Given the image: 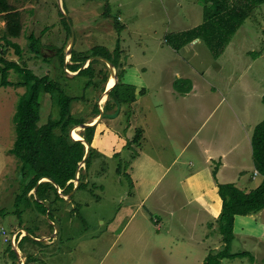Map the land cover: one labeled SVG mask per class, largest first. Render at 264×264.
<instances>
[{"label":"rangeland","instance_id":"rangeland-1","mask_svg":"<svg viewBox=\"0 0 264 264\" xmlns=\"http://www.w3.org/2000/svg\"><path fill=\"white\" fill-rule=\"evenodd\" d=\"M10 1L21 12L23 25L22 35L13 41L25 48L26 35L29 32L41 35L42 54L50 56V61L46 62L42 58L35 59L27 51L24 52L22 59H19L12 47L4 45L0 46V55L19 63L25 61L26 65L37 75H50L68 95L81 97L72 102L71 112L77 118L84 116L87 123L96 120V117H88L94 104H97L98 108L100 104L103 110L108 98L107 95L104 96V91L107 88L108 79L113 77L112 69L103 60L94 58L93 60L98 59V61L93 62L92 65L95 82L93 86H86V82L90 79L88 76H73L64 65L70 62V54L67 50L72 34L73 48L77 52L88 53L97 45L105 46L112 52L117 46L119 35L114 23L116 19L122 25L120 16L122 10L125 19L132 18L130 23L143 29L141 30L143 32H146L148 28L149 32L155 30L156 34H160L168 18L166 13H170V16H177L183 26L191 25L188 17L181 12L187 5L186 0H119L124 4L121 8L107 0L104 2L102 0ZM125 5L130 8L128 12H126L127 8H124ZM105 12L108 13V17L103 15ZM60 13L67 22L70 37H68ZM3 27L4 24L0 21V35ZM63 45H66L64 64L60 65L56 52L57 48ZM162 45L166 46L165 43ZM129 47L134 48L136 53L139 52V46L135 42L131 41ZM151 47L154 48L156 45H151ZM164 48L165 50H160L159 53L152 51L153 67L141 74L143 84L137 83L140 85L136 87L137 103L122 104L119 107L113 103L109 104L108 113L117 108L118 113L114 116L103 117L102 127L93 136L88 167L86 168L85 163L81 161L78 163L80 165V167L77 166L76 171L78 181L77 179L71 180L72 189L69 192L66 191L67 193L61 192L65 199L55 202L56 207L64 206L63 215L59 218L43 212L42 206L38 203L36 205L31 203L30 207L25 205L24 200L14 204L15 197L20 191L21 163L9 152V149L15 140L13 115L18 97L24 92V87L15 85L17 75L10 72L9 79L14 85L0 86V209L3 208L6 211L5 214L0 215V264H199L204 260L203 256L196 258V251L201 250L199 247L178 246L177 248V246H168L166 241L160 244L163 250L156 255L157 252H154V249L156 243H160V239H157L150 230H154L152 219L157 215V211L151 213L152 218L149 214V218H146L148 222L146 228L143 227L144 230L140 236L134 237L135 227L140 226L138 220L142 211L138 212L128 223L138 202L133 194L131 179L125 172L136 148L135 145L129 148L127 143L134 137L137 129L145 126L143 121L147 111L143 107L144 104L154 102V105H157L154 106L157 112L165 108V104L160 101L167 93V83L178 79L177 72L181 75L179 78L182 79H186L185 76L190 73L191 81L195 85V93L198 95L213 96L217 102L225 93L235 96L238 101H234V106L239 107L242 112L246 107L242 104L244 103L243 96H247L252 109L259 110L260 118L254 120L255 124L263 119L264 105L261 102V96L264 94V3L244 20L222 53L216 58L202 41L197 45L180 47L177 53ZM165 63H168V68L165 67ZM84 65H87V61ZM119 65L118 71L122 75L124 65L123 63ZM132 79L135 81V78ZM122 80L132 83V80L127 77ZM141 86L145 87V93L141 92ZM220 90L222 92H219ZM190 104L192 105L191 102ZM194 106L196 107L194 111L179 110L180 117L172 120L174 126L172 134L179 135L172 136L171 134L173 140L185 143L201 127L205 116L203 111L198 109V104ZM180 107H184L183 104H180ZM40 113V123L48 119L49 113L52 116L56 115V107L55 109L52 107L48 94L42 95ZM187 113L191 118L190 122L183 116ZM74 131L71 134L72 138L82 139L80 133L83 129L76 128ZM236 133L245 135L242 130ZM201 136H197L193 143L190 142L192 147ZM167 140L169 141L168 137ZM238 142L244 146L247 143L246 137L241 140L238 136ZM193 161L196 167L197 161L190 160L191 163ZM216 165L217 162L214 163L212 169ZM246 174L248 172H244L245 176ZM258 180L259 178H256L253 183L250 182V185H255ZM81 181L88 182V186L84 189H77L76 186ZM154 183L155 179L148 183L145 189H150ZM30 194L34 195L35 191L32 190L28 196ZM68 194L70 196L67 198ZM146 206H150L149 202ZM146 206L142 207V210H146ZM161 217L164 219V216ZM263 218L250 220V223L246 222L244 216L236 220L234 232L237 235H234L231 252L245 250L251 255L241 258H223L220 264H264V238L257 243L252 239L240 238L241 234H244L243 229H252L261 234L264 225ZM20 222L22 229L25 230L27 227L34 235H41L42 233L36 230L44 228L51 234L55 233V242L45 245L41 242L39 245H33L27 239L23 242L22 252L18 243L24 235L21 232L16 237L15 232ZM217 232L220 235L218 226ZM262 236H264V231ZM219 244L210 249H220L221 240ZM176 249H184L186 256L182 254L177 256ZM205 249L202 248V254L207 255L210 249ZM15 250L19 256L18 263ZM26 254L32 255L33 260L26 258ZM174 256L177 258L175 259Z\"/></svg>","mask_w":264,"mask_h":264},{"label":"crops","instance_id":"crops-1","mask_svg":"<svg viewBox=\"0 0 264 264\" xmlns=\"http://www.w3.org/2000/svg\"><path fill=\"white\" fill-rule=\"evenodd\" d=\"M107 1H112L120 8L124 5L119 0L116 2L114 0ZM186 4L185 9L181 12L188 17L191 25L183 26L182 21L177 16H170V13H166L168 18L160 34H156L155 30L149 32L148 28L145 30L146 32L141 31L143 29L130 23L132 18L125 19L123 10L120 11L122 29L118 32L119 35L117 34L118 41L116 44L122 50L119 57V64L123 63L124 65L121 81L135 87V101L131 104H136L138 101L136 87L140 86L137 85L139 82L143 84L141 74L153 67L152 51L159 53L160 50L164 51V47H166L173 53H177L180 47L197 45L202 41L200 38L187 39L186 36H183V32L195 28L203 21L201 2L199 0H186ZM124 8H127L126 12L130 10L126 5ZM185 39L188 41H184ZM131 41L138 44V53L134 48L129 47ZM163 43L166 46H163ZM151 45H156V47L152 48ZM167 64H164L166 68H168ZM177 76L180 77L181 75L177 72ZM186 76L185 78L190 80L191 83L189 92L182 94L176 91L173 87L176 81L174 80L167 83V93L160 101L165 104V108L157 112L155 110L157 105H154V102L143 105L147 111L143 121L145 126L139 128L142 130L141 139L139 145H135V155H132L129 167L125 170L131 179L133 194L138 202L128 223L131 218L142 211L138 220L140 226L135 227L136 232L134 234V237L140 236L144 230L143 227L146 228L145 226L148 224L146 218H149V214L151 216V213L157 211V215L152 219L154 230H150L157 239H160V243L155 245L154 252H157L156 255L163 250L161 245L166 241L168 246H177V248L178 246L199 247L201 250L196 251V258L203 256L204 259L206 253L202 254V248L203 250L205 248L210 249L212 246L216 247L221 244H219L221 236L217 232L216 223L221 211V199L218 195L217 182L234 183L244 190L252 189L260 182V175H254L256 169L251 159L250 141L253 128L257 124L254 120L260 118V116L259 110L254 111V108L252 109L249 105L250 101L247 96H243L244 103L242 102V104H245L246 107L242 112L239 107L234 106V101H238L237 98L228 93H225L219 102L215 101L213 96L196 94L190 73ZM124 77L132 80V83H129L130 81L124 82L122 80ZM132 78H135V81ZM141 87V92L145 93V87ZM211 87L217 90L216 87L212 85ZM180 104H183L184 107L179 108ZM195 104H198V109L202 110L205 116L201 127L185 143L173 140L171 137L172 131H174L172 120L180 117L179 110H196ZM183 116L189 122L191 121L188 113L183 114ZM97 118L98 116L95 119ZM102 125L103 117L95 123L93 136ZM238 130H242L245 135L236 133ZM199 135L202 136L198 138L192 147L194 139ZM172 136L179 135L173 133ZM238 136L241 140L246 137L247 143L244 146L238 142ZM191 141L192 143H190ZM191 159L197 161L196 167L193 165L195 161L190 162ZM215 162L218 165L216 179L213 178L211 172ZM244 172H248V174L245 176ZM256 178H259L257 183L250 185V182L253 183ZM154 179V185L150 189H145L146 185ZM59 196L65 199L61 194ZM147 202L150 206H146ZM45 204L47 205V203ZM144 206L147 207L146 210H142ZM58 207L57 211L53 213L55 218H59L64 212V206ZM47 212H49V206ZM161 216H164V219ZM241 216L246 217V222L250 223V220L263 218L264 209L256 214L236 215L234 228L236 220ZM261 230L262 233L258 234L252 229H243L244 234H241L240 238L252 239L257 243L264 238L262 236L264 225ZM36 232L46 233L34 236L36 238H47L40 241L44 245L54 243L56 240L55 234L49 233L45 228L37 229ZM234 235L237 234L234 232ZM137 241L139 242V240ZM158 247L159 250L157 251ZM180 254L186 256V251L176 249V255L179 256ZM18 259L17 254V263Z\"/></svg>","mask_w":264,"mask_h":264},{"label":"trees","instance_id":"trees-1","mask_svg":"<svg viewBox=\"0 0 264 264\" xmlns=\"http://www.w3.org/2000/svg\"><path fill=\"white\" fill-rule=\"evenodd\" d=\"M199 1L203 7V21L195 28L183 32V36H186L187 39L200 38L215 58L222 53L244 20L264 3V0ZM60 15L67 29L68 37H70L67 22L62 13ZM103 15L108 17L107 12ZM0 21L4 24L1 29L0 46L12 47L19 59H22L24 52L27 51L35 59L42 58L46 62L50 61V56L42 54L41 35H36L32 31L29 32L26 35L25 48L13 41V39L22 35L23 25L21 12L10 0H0ZM114 27L117 32L122 29V25L116 19ZM187 39L184 41H188ZM65 46L57 48L56 55L59 56L60 65L64 64ZM121 53L122 50L118 45L112 52L107 47L100 45L94 46L88 53L77 52L73 48L70 53V62L64 64L71 72L78 71L91 56L104 57L113 64L117 70L118 79L114 85L112 84L113 86L111 85L112 88L110 87L108 98L103 106L102 117L114 116L118 113V108L108 113L110 103L119 107L122 104H131L135 101V87L123 83L121 72L118 71ZM95 61H98V59L91 61L73 76H88L90 79L86 82V86H93L95 82L93 81L94 68L92 65ZM26 64L25 61L19 63L0 55V86L14 85L9 79L12 71L17 75L15 85L24 87V92L18 97L13 115L15 140L9 149V152L21 163L20 191L15 197L14 204L20 203L22 200H24L27 207H30L31 203H34V205L38 203L42 206L43 212H47L49 206L48 214L53 216V213L58 209L54 206L55 202L59 199L62 200L54 183L61 189L62 193L69 192L73 187V183L70 181L75 178L78 163L85 153V145L82 140L72 138L69 131L73 126L88 121L84 119V116L78 118L73 116L71 112L72 102L81 97L68 95L63 87L50 75H37ZM173 87L179 93L184 94L190 91L191 83L188 79L178 78ZM44 94L49 95L52 107L54 109L56 107V115L52 116L49 113L48 119L40 123L41 101ZM261 102L264 105V94L261 97ZM99 113L100 110L97 104H94L88 117L95 118ZM94 130L95 125H92L86 127L80 133L83 141L89 145V155L85 160L86 168L89 165ZM141 134V129L135 131L134 137L127 143L129 148H131V145H139ZM250 141L252 163L261 177L260 182L249 190L240 189L234 183L217 182L218 195L221 199V211L216 223L221 235L222 247L220 249H210L200 264H220L223 258H241L251 255L250 252L245 250L231 252V244L234 239L235 216L256 214L264 209V117L254 126ZM217 167L218 165L212 169L214 179H216ZM42 178H48L50 181L42 180L38 183ZM87 186L88 182L81 181L77 189H84ZM34 187H36L35 194L28 196ZM5 212V209H0V215L5 214ZM15 212L19 213L18 210H15ZM20 224L21 222L18 225L19 227H21ZM25 230L36 236L27 227ZM27 239L33 245L41 244L38 240L23 236L18 243L21 251L24 250L23 242ZM26 258L33 260L30 254H26Z\"/></svg>","mask_w":264,"mask_h":264},{"label":"water","instance_id":"water-1","mask_svg":"<svg viewBox=\"0 0 264 264\" xmlns=\"http://www.w3.org/2000/svg\"><path fill=\"white\" fill-rule=\"evenodd\" d=\"M71 32H72V29H71ZM73 45H74V37H73V34L71 35V37H70V43H69V48H68V50H67V53L68 54H70L71 53V50L73 49ZM94 58H98V59H101V60H103L104 62H106L107 64H108V66L112 69L111 71V74H112V76H113V78L115 79V82H114V84L116 83V81H117V79H118V75H117V71L115 70V68L113 67V64L109 61V60H107L106 58H104V57H101V56H93V57H90V58H88L87 59V65L89 64V62L91 61V60H93ZM86 65V66H87ZM85 65H83L79 70H81V69H83L84 67H86ZM79 70L78 71H76V72H72V74L74 75V74H77L78 72H79ZM70 72V71H69ZM113 84V85H114ZM112 88V87H111ZM111 88H106V90L104 91V95H108V92H109V90L111 89ZM99 110H100V113H99V115H98V118L94 121V122H89V123H82V124H80V125H76V126H74L72 129H71V131H69L70 132V135L73 133V132H75L74 130L76 129V128H82V129H84V128H86V127H88V126H92V125H95V123L100 119V118H102V115H103V110H102V108H101V105L99 104ZM79 140H82V142L84 143V145H85V153H84V156H83V158H82V160H81V163H85V160H86V158L88 157V155H89V145L86 143V142H84L83 141V139H79ZM79 165V164H78ZM78 167H80V165L78 166ZM44 179H46L47 181H50V179H48V178H42V179H40L39 181H38V183L41 181V180H44ZM75 180L77 179V181H78V177L75 175V178H74ZM51 182H53V181H51ZM54 183V182H53ZM78 183V182H77ZM54 185L56 186V188H57V190H58V192H59V194H61V190H60V188L54 183ZM77 187V186H76ZM35 189H36V187H34V189H33V191H35ZM62 195V194H61ZM63 197H64V195H62ZM70 195L68 194L67 195V198L69 197ZM23 233V235L24 236H28V237H30V238H32V239H34V240H38V241H44V240H46L47 238H36V237H34V236H31V234L28 232V231H26V230H24V229H22V228H20V229H18V230H16V233ZM57 232V231H56ZM55 234V233H54ZM13 245H14V243H13ZM13 247H15V246H13ZM15 252H16V254H17V251L15 250Z\"/></svg>","mask_w":264,"mask_h":264},{"label":"bare ground","instance_id":"bare-ground-1","mask_svg":"<svg viewBox=\"0 0 264 264\" xmlns=\"http://www.w3.org/2000/svg\"><path fill=\"white\" fill-rule=\"evenodd\" d=\"M114 82H115V79L113 78V77H110L109 79H108V81H107V88L109 89L110 87H111V85L112 84H114ZM105 96V95H104ZM104 96H103V98H104ZM76 136H78V135H76ZM78 139V138H77Z\"/></svg>","mask_w":264,"mask_h":264},{"label":"built area","instance_id":"built-area-1","mask_svg":"<svg viewBox=\"0 0 264 264\" xmlns=\"http://www.w3.org/2000/svg\"><path fill=\"white\" fill-rule=\"evenodd\" d=\"M254 175H258L257 170L254 171ZM17 234H18V233H16V235H17Z\"/></svg>","mask_w":264,"mask_h":264}]
</instances>
